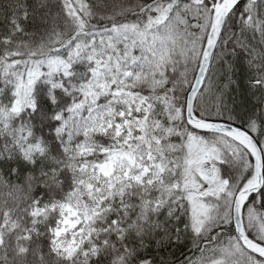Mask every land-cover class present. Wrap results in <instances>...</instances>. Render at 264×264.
I'll return each instance as SVG.
<instances>
[{
	"label": "snow or ice",
	"instance_id": "6c2138e0",
	"mask_svg": "<svg viewBox=\"0 0 264 264\" xmlns=\"http://www.w3.org/2000/svg\"><path fill=\"white\" fill-rule=\"evenodd\" d=\"M0 264H264V0H0Z\"/></svg>",
	"mask_w": 264,
	"mask_h": 264
}]
</instances>
